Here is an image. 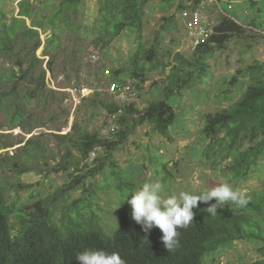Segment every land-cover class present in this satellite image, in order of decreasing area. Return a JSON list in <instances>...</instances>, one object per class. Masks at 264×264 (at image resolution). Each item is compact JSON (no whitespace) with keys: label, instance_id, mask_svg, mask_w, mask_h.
I'll return each mask as SVG.
<instances>
[{"label":"trees","instance_id":"obj_1","mask_svg":"<svg viewBox=\"0 0 264 264\" xmlns=\"http://www.w3.org/2000/svg\"><path fill=\"white\" fill-rule=\"evenodd\" d=\"M149 1L96 0L90 23L91 42L106 47L126 28L138 34ZM174 1L159 0L161 4L169 5ZM185 1L195 7L201 0L181 1L176 9H184ZM82 3L83 0H58L46 6L42 1L36 5L33 0H18L17 12L8 20L0 11V129L19 128L30 133L47 123H56L51 117L50 97L59 96L60 108L63 96L60 91L46 88L45 72L51 70V62L58 54L61 33L73 35L79 46ZM235 4L239 7L238 14L229 12ZM213 5L217 8L218 19L210 33L190 47L188 56L168 50L158 56L161 34L171 26V16L161 17L148 47L137 43L129 58L128 76L143 82L145 65L160 72L167 68L161 78L160 98L144 100L139 108L133 102L106 103L99 98V93H93L90 102L100 100L101 106L113 116L112 130L104 134L89 132L73 121L69 131L63 134L47 132L30 134L26 139L20 136L15 141L14 137L9 141L0 139V149L18 144L10 155L0 154V171L17 176L29 171L40 173L45 144L48 136H52L62 149L57 155L46 158L53 162L52 171L66 172L67 177L66 183L43 194L33 190L36 183L0 178V264H79L75 255L86 249L118 252L126 264H213L215 256L235 241L254 244L256 257L247 264H264V189L246 192L248 204L245 207L228 204L223 209L218 208L215 217L203 210L207 205L198 203L193 209L192 223L178 229L179 246L172 252L164 248L161 231L153 227L145 233L131 218V208L127 205H122L116 212L115 227L110 234H105L101 225L97 231H82L70 221L52 219L58 204L75 187L80 188L96 216L97 191L107 188V181L97 185L92 180L101 174L104 159H110L112 152L138 125L148 123L159 134H165L175 119L173 99L207 77V59L211 54L225 49L229 41L248 34L264 39V0H213ZM243 6L249 11L247 15H242ZM39 34H44L42 44ZM40 45V55L47 57L44 68L42 58L35 55ZM120 73L113 70L110 82L123 83ZM244 76L246 83L238 91L236 100L204 113L199 128L205 141L217 136L239 141V150L221 169L233 180L244 179L258 160L264 158V63L253 60L246 64ZM22 94L28 102H23ZM85 100L82 98L81 101ZM66 116L58 126L48 129L59 130L65 124ZM43 136L46 138L40 139ZM99 150L104 153L101 157L97 153ZM107 166L112 168L110 164ZM114 175L111 169L109 178ZM113 189L121 197L129 190V185L119 182ZM21 190L27 194L23 202L18 194Z\"/></svg>","mask_w":264,"mask_h":264},{"label":"rangeland","instance_id":"obj_2","mask_svg":"<svg viewBox=\"0 0 264 264\" xmlns=\"http://www.w3.org/2000/svg\"><path fill=\"white\" fill-rule=\"evenodd\" d=\"M17 1L0 0V11L6 20L16 14ZM39 1L51 6L58 0H33V3L37 5ZM181 1L184 0H175L173 5H169L161 4L159 0H150L146 4L143 23L138 34L133 29L126 28L106 47H99L91 42L90 30V23L96 10V0H83L79 13L83 25L81 36L77 38L79 46L77 47L73 35L61 33L58 54L51 62V70L45 72L46 88L60 91L63 96L60 108H58L59 96L50 97L51 109H53L51 117L56 119V123H47L45 127L36 128L30 133H24L19 128L7 130L2 127L0 133L3 134L0 139L9 141L14 137L13 141H15L20 136L26 139L30 134L47 132L63 134L69 131L73 121L77 125H83L89 132L98 131L104 134L112 126L113 116L101 106L100 100L90 102V98L94 92H97L99 98L106 103H122L120 97L107 90L113 70L122 72L119 78L131 86L133 95L127 100L125 98L126 102H133L141 108L144 100L160 98L161 78L167 73V68L160 72L159 69L152 70L145 65L147 69L143 82L131 80L128 76L129 58L136 49L137 43H141L144 48L148 47L161 23V17L171 16V26L161 34L158 56L163 55L167 50L170 53L179 52L188 56L194 28L199 21L207 22L211 28L218 19L213 0H201L195 7L191 2L185 1L184 9L177 10L176 5ZM234 6L235 8L229 12L238 14L239 7L236 4ZM241 11L242 15H247L249 12L244 6ZM39 39L42 44L44 34H39ZM40 52L41 45L36 49L35 55L42 58L41 66L44 68L47 57H42ZM253 60L264 63V39L249 34L241 39L229 41L225 49L211 54L207 59V77L173 99L175 119L166 129L165 134H159L148 123L138 125L112 152V157L104 159L105 166L101 174L96 175L92 180L97 185L107 181V188L97 191L98 206L95 214L98 220L89 209L79 187L68 192L67 197L53 211L52 219L56 222L70 221L76 229L82 231H97L101 225L103 232L110 234L115 227V214L118 209L122 205L129 206L126 200L123 201L126 193L151 180L162 183L164 187L162 195L165 196L182 190L200 192L220 182H228L234 188L245 192L263 190L264 158L258 160L244 179L233 180L221 169L239 150V141L222 136L205 141L199 133L204 113L224 107L236 100L238 91L246 83L245 65ZM73 87L84 89L82 96L71 93L69 89ZM82 98L86 100L81 101ZM22 100L24 103L28 102L24 94ZM65 114L67 115L65 124L59 130L48 129L62 123ZM1 121L0 118V123ZM44 138L46 136L40 137V139ZM16 146L18 144L0 149V154L10 155ZM61 149V145L52 136H48L45 156L41 157L39 174L29 171L12 176L9 171H0V178L4 177L10 182L14 180L13 178H17L23 183H36L33 190L39 194L47 193L66 183V172L52 171L53 162L46 158L57 155ZM97 153L100 157L104 155L101 150ZM107 164L112 165V168ZM111 169L115 175L109 178ZM194 179H198L199 184L194 183ZM119 182L129 185V190L121 197L113 189ZM18 194L20 202H23L27 196L26 192L21 190ZM255 257L253 243L235 241L215 256L213 264H247Z\"/></svg>","mask_w":264,"mask_h":264},{"label":"clouds","instance_id":"obj_3","mask_svg":"<svg viewBox=\"0 0 264 264\" xmlns=\"http://www.w3.org/2000/svg\"><path fill=\"white\" fill-rule=\"evenodd\" d=\"M194 183L199 184L198 179ZM164 187L158 180H151L126 193L123 201L131 208V218L147 233L153 227L161 233V241L168 252L179 246L180 232L193 221L198 203L207 205L203 210L215 217L217 210L231 204L245 207L248 204L247 193L234 188L228 182H220L200 192L187 190L167 196L162 195ZM215 201V202H212ZM75 259L79 264H126L118 252H106L103 249H86L78 252Z\"/></svg>","mask_w":264,"mask_h":264},{"label":"built area","instance_id":"obj_4","mask_svg":"<svg viewBox=\"0 0 264 264\" xmlns=\"http://www.w3.org/2000/svg\"><path fill=\"white\" fill-rule=\"evenodd\" d=\"M194 30H195L194 36L190 43L191 48L194 47L200 40H202L208 33H210L211 28L209 27L207 22L205 23L204 21L201 20L199 21L197 26H195ZM83 90L84 89L75 88V87L69 89L71 93L80 94V96H82ZM107 90L109 93L115 94L118 97H120L122 99L121 102H126V100L131 98L133 95L131 86L129 85V83L126 82L125 83L124 82L120 83L115 81L109 82L107 86ZM108 130H112V126ZM91 155H93V153H91Z\"/></svg>","mask_w":264,"mask_h":264}]
</instances>
